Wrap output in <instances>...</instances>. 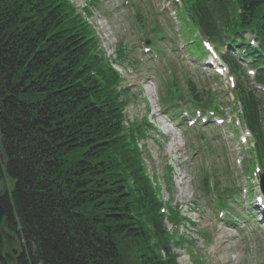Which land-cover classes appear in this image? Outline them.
<instances>
[{
  "label": "trees",
  "instance_id": "1",
  "mask_svg": "<svg viewBox=\"0 0 264 264\" xmlns=\"http://www.w3.org/2000/svg\"><path fill=\"white\" fill-rule=\"evenodd\" d=\"M180 1L203 34L238 47L264 84V0ZM245 32L255 49L244 47ZM221 57L264 165L258 92L231 50ZM103 60L67 0H0V150L12 182L0 203L19 244L15 264H176L177 229L168 233L164 221L176 227L181 215L170 205L161 212L133 127H124L121 78ZM0 264H10L1 232Z\"/></svg>",
  "mask_w": 264,
  "mask_h": 264
},
{
  "label": "rangeland",
  "instance_id": "2",
  "mask_svg": "<svg viewBox=\"0 0 264 264\" xmlns=\"http://www.w3.org/2000/svg\"><path fill=\"white\" fill-rule=\"evenodd\" d=\"M69 1L87 18L98 49L123 78L125 120L127 126L133 123L141 132L139 136L136 131L135 136L142 137L137 145L146 173L158 182L162 201H170L183 218L177 233L181 247L173 250L177 263L264 264V223L252 220L258 211L255 205L250 204L249 210L244 205L248 192L254 193L243 175V167L252 158L246 144H240L238 139L244 129L238 128L236 134L237 129L228 120L220 127H202L199 120L189 126L179 117L188 110L191 117L194 115L191 104L185 103L188 93L169 109L163 106L165 99L169 97L175 104L176 96L170 90L160 98L161 91L166 92L161 84H166L168 73L175 72L169 80L183 94L190 82L198 94L218 95L216 100L224 118L238 114L232 110V96L224 81L220 77L213 79L209 68L197 64L201 59H192V54L185 51L183 36L193 39V52L201 50L202 44L200 39L192 38L191 25L185 24L180 30L182 21L172 15V10L178 14L180 7L171 5L174 0ZM154 30L166 35L164 41L178 35L176 44L153 42L155 60L152 49L144 53V46L150 47L154 38ZM118 45L123 55L127 54V60L120 57L119 63L114 62ZM261 116L264 118V105ZM204 173H208L206 184L211 191L200 186L199 178ZM6 186L11 188L12 182L8 180ZM245 187L247 191H241ZM216 199L225 201L226 210L213 203ZM223 211L236 216L234 225L222 218ZM166 226L171 229L169 224Z\"/></svg>",
  "mask_w": 264,
  "mask_h": 264
},
{
  "label": "water",
  "instance_id": "3",
  "mask_svg": "<svg viewBox=\"0 0 264 264\" xmlns=\"http://www.w3.org/2000/svg\"><path fill=\"white\" fill-rule=\"evenodd\" d=\"M0 138H1V135H0ZM0 159L2 162V157ZM261 184H262V190L264 191V173L261 176ZM3 190H4L3 179L0 177V193ZM4 217H5V211H4L3 206L0 204V230L3 234V237L5 239V243H6V254L11 258V260H12L11 264H14L13 259L10 255V252L12 250H16L18 245L16 244L15 240L3 230Z\"/></svg>",
  "mask_w": 264,
  "mask_h": 264
}]
</instances>
